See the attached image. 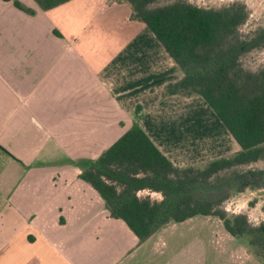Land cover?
Wrapping results in <instances>:
<instances>
[{"label": "crops", "instance_id": "1", "mask_svg": "<svg viewBox=\"0 0 264 264\" xmlns=\"http://www.w3.org/2000/svg\"><path fill=\"white\" fill-rule=\"evenodd\" d=\"M18 1L31 13L0 0V264H175L185 251L170 242L187 235L161 228L138 244L81 173L135 124L179 167L239 146L193 137L206 103L162 96L180 70L127 4Z\"/></svg>", "mask_w": 264, "mask_h": 264}, {"label": "trees", "instance_id": "2", "mask_svg": "<svg viewBox=\"0 0 264 264\" xmlns=\"http://www.w3.org/2000/svg\"><path fill=\"white\" fill-rule=\"evenodd\" d=\"M49 10L70 0H33ZM125 3L130 20L142 22L178 66L181 76L162 96H199L239 146L231 155L200 166H175L137 124L125 131L80 175L104 201L111 218L121 219L140 244L168 223L214 216L234 238L247 237L253 255L264 264V222L253 225L242 213L221 205L232 192L264 188V169L237 170L264 158V69L242 68L240 58L264 45V28L241 39L243 7L221 10L185 1L113 0ZM13 4L31 10L18 0ZM160 192V200L137 193Z\"/></svg>", "mask_w": 264, "mask_h": 264}, {"label": "rangeland", "instance_id": "3", "mask_svg": "<svg viewBox=\"0 0 264 264\" xmlns=\"http://www.w3.org/2000/svg\"><path fill=\"white\" fill-rule=\"evenodd\" d=\"M175 1H185L198 7L211 10H221L235 6L243 7L244 12L246 13V19L236 30L237 35L241 39L251 36L259 28H264V0H159L154 6L169 4ZM240 64L242 68L247 71L256 72L264 69V45L261 48L253 49L243 55L240 58ZM205 108L210 117L205 113V109L200 108V106H194V127L193 129L191 128L193 131V137L195 139H201V135L212 136L215 138L213 142L221 144L220 147L229 146L227 149L220 151L221 154H224L225 152L230 151L231 144L228 139L230 140L232 138L222 124L220 125V121L214 112L206 105ZM217 126L221 128L223 127L221 132H219ZM222 131H225L227 138H224L225 135L223 136L221 134ZM225 141L226 143L223 144ZM207 145L208 143L205 145V149L200 150L201 152L203 151L202 153L206 152ZM233 153L234 152L231 154ZM206 155L207 158L213 156L211 151L208 150ZM200 157H205V154ZM236 169L240 171L248 169H264V158L249 165L238 166ZM150 191L153 192L152 190ZM157 193H150L149 195L147 192H143L139 196L144 197L148 194L152 200H156L159 198ZM221 208L227 214H245L251 224L258 225L259 223L264 222V188H246L243 192H232L230 197L222 203ZM163 228H165L164 231L171 235L173 232H176L182 235L181 237L188 236L187 238H179L176 236L178 238L176 243L170 242L169 249L171 250V248H173L171 251L176 250L177 247L185 251V253L183 252V254L174 257L171 261L172 263L262 264L253 255L248 244V238L245 236L237 239L231 236L224 229L222 221L217 217L201 215L194 216L183 222L168 223ZM166 243L167 241L162 238L157 248H165ZM186 250H188L187 254Z\"/></svg>", "mask_w": 264, "mask_h": 264}]
</instances>
